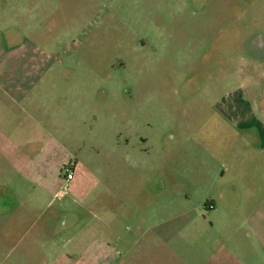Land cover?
I'll return each instance as SVG.
<instances>
[{"label": "rangeland", "instance_id": "rangeland-1", "mask_svg": "<svg viewBox=\"0 0 264 264\" xmlns=\"http://www.w3.org/2000/svg\"><path fill=\"white\" fill-rule=\"evenodd\" d=\"M262 39L264 0L5 1L0 70L31 72L39 81L30 88L31 110L26 99L17 103L0 91V147L11 153L12 140L50 157L38 162L48 174L37 177L26 176L37 173L30 167L11 174L0 160V173L14 181L0 200L24 201L2 214L0 206L1 216L82 219L80 237L67 248L75 264H88L80 255L97 236L111 246L99 255L103 264L107 256L119 264H264L256 254L261 240L251 229L235 230L233 208L217 211L215 225L203 217L215 211L207 208L213 195L239 202L249 178L264 187ZM40 90L64 94L50 111L73 113L36 125L21 109L40 115L45 109L33 95ZM60 162L76 165L73 180ZM197 216L203 221L191 226ZM201 231L210 240L188 236ZM27 244L24 257L7 256L13 244L0 243V264H28V257L39 264L41 246Z\"/></svg>", "mask_w": 264, "mask_h": 264}, {"label": "crops", "instance_id": "crops-1", "mask_svg": "<svg viewBox=\"0 0 264 264\" xmlns=\"http://www.w3.org/2000/svg\"><path fill=\"white\" fill-rule=\"evenodd\" d=\"M5 1L7 0H0V7ZM25 10L28 11L27 8H25ZM29 11H31V8ZM4 46L7 47L6 45ZM1 47L2 46L0 45V48ZM31 58L27 59L26 57V62L27 60L31 62L32 61ZM19 75L20 74H10L7 76L4 73H2L0 70V80H10L9 82H7V88L6 86H3L0 83V91L2 93H8L12 97L13 101L17 103L26 99V103L27 105H30L29 108L31 110L32 105L34 106V100H32L29 97V95L32 92L30 88L32 84L37 83L39 81V75L37 77L31 72H25L20 75L22 79L18 78ZM29 79H30V82L28 81ZM23 83H26L30 86L24 87ZM33 95L36 98H40L43 104L41 108H44L45 110L38 116L36 114L30 113V110H28L29 112H26L22 108L21 111L27 114L36 125L41 124L42 119H45L48 121H53V120L57 121V120H61L62 116L67 118L66 116H69L73 113L72 110H69L68 112H62L61 110L60 111H55V110L50 111L49 110L52 106L48 107V105L51 104V102H53L54 100L58 99L59 96L61 97L64 96V94L59 95L58 93H55V92H48V90H40V91L35 92ZM240 112H241V118L243 119V122H247L249 120V117H246L243 110H240ZM17 117H18V114H17ZM244 118L246 119V121H244ZM249 124H252V123L250 122ZM7 141H8V144L12 152L8 153L7 148L0 147V160L6 159V161H8L9 166H7V169H13V171L11 170V174H13L16 171V175L18 176V174H22V173H18L17 170L23 172L28 167H30L31 170L36 169L37 173H34V172L25 173L26 176L37 177V176H44L48 174L49 169L47 165L44 163L39 164L38 162L42 161L43 159H48V157H50V154L48 153L49 151L44 150V148H41L40 150L36 152L29 153L19 146L14 147L11 144L12 140H10L11 143L9 142V140ZM259 143H260L259 150H261L264 155V138ZM18 151L20 152L17 153ZM56 159H59V158H57V156L54 155L53 160H56ZM25 160H26V163H25ZM59 164H60L59 165L60 171H62L64 163L62 164V162H60ZM3 173L5 172L0 173V176H2V180H9V182L7 183L3 182L2 184H0V190L4 189V192L2 194L6 193V191H9V187H11L14 182L13 179H8V177H11V176L6 177L2 175ZM240 174L241 172L238 171L237 176H240ZM221 176L222 178H224L226 176V172H224L223 175ZM242 176H244V181H247L245 177L250 176V175L247 172H245ZM35 179L32 178V180H35ZM40 183H41L40 185L42 186V188L47 191L48 189L44 187L45 185H43V181H41ZM258 183L260 184V179L257 181L256 179L252 178L251 180L249 178L248 183L246 184V186H249V187L243 190V194H242L243 199H241L239 202L235 201L234 199L233 200L228 199L227 201H224L223 198L222 199L218 198L217 194L211 196L210 202L208 204L210 206L213 205L214 207L210 209L215 210V211L211 212L208 215V217H205V216L203 217L204 219H207V218L211 219L212 225H215L216 223L220 221L218 215L216 214L217 211H219V215H220V209L233 208V211L236 212L235 214L237 216V221L238 220L240 221L238 224H235V227H236L235 230L237 231L243 226L244 228H248L253 231L257 239L261 240V245L259 248L260 251L256 252V254L260 253V258H262L264 261V187L260 188L257 185ZM261 184H264V171L261 176ZM11 192L15 194L13 190ZM57 193L58 194L60 193L61 196L63 195L62 199L66 197V194H65L66 189L64 190L61 189ZM229 195H232V192H229ZM23 202H24L23 200L18 202L17 199L0 200V206L4 207V210H1L2 211L1 214L6 213V209H8L9 205L11 207L20 208L21 205L24 204ZM32 204H33L32 207H40V204H42V202L38 201ZM49 205L50 203L46 204V208H49ZM63 206L65 207L63 208L65 211L66 205L63 204ZM45 212L47 213V210H45ZM1 214H0V231H1L0 237L3 240L0 241V243H2V246L13 244L11 247H9V250L6 252L7 256L13 255L15 253V255H22L26 257L27 254L25 253L24 247H25V244L28 243L27 244L28 247L29 246L31 247L41 246L40 251H41L42 260L39 264H75L76 261L72 262L73 259L67 255L68 254L67 248H71V247L74 248V245L76 244V238L80 237L81 233L79 231V228L81 225L80 223L83 221L82 219L80 220V218L78 219L73 218L69 221L67 217L56 218V217L44 215L42 212L41 215H38L35 217L34 215L31 214L30 216H27L26 219L23 220V219H19V216L17 217L14 216L15 218H13L12 216H9V215L1 216ZM203 215H204V212H203ZM202 221H203L202 216H197V217H192L189 223L192 226V224H199ZM22 225H26L24 231L18 232V230L21 228ZM196 232H200V231L198 230ZM196 232H191L188 235L190 239L194 238V239L203 241L207 238L206 240H210L209 235L206 236V238L204 239L203 231H201L200 235ZM235 232H233L230 235L231 241L232 240L235 241L236 239H238L237 236H235L236 234ZM219 239L220 238H215V240H213L211 238L213 242L216 241V244H214V247L217 248L218 250L225 249L226 242L220 241V244L218 246ZM98 241H100L101 244H99ZM93 243H94V247H93ZM200 245L202 249L204 242H201ZM189 246L194 249L195 247L194 241H192V244H190ZM237 246L240 249V247H242V244L238 243ZM101 247L105 249H100ZM109 249H111L110 244H107L106 242L103 244V241L97 236L95 240L92 241L82 251L80 256L86 257L88 264H103V263H100L98 260L99 255L105 254V251L109 252ZM93 250H95V252ZM100 250H104V252L99 253ZM256 250L258 249L256 248ZM33 254L34 253H31L30 255H33ZM110 259L111 257L107 256V260H105V264H119L117 260H114L112 262ZM252 261L254 264L255 263L258 264L257 261L259 260L258 258H254ZM28 264H30L29 257H28ZM202 264H204V262H202Z\"/></svg>", "mask_w": 264, "mask_h": 264}, {"label": "built area", "instance_id": "built-area-1", "mask_svg": "<svg viewBox=\"0 0 264 264\" xmlns=\"http://www.w3.org/2000/svg\"><path fill=\"white\" fill-rule=\"evenodd\" d=\"M66 181H71L75 178V170L73 165L64 167Z\"/></svg>", "mask_w": 264, "mask_h": 264}, {"label": "flooded vegetation", "instance_id": "flooded-vegetation-1", "mask_svg": "<svg viewBox=\"0 0 264 264\" xmlns=\"http://www.w3.org/2000/svg\"><path fill=\"white\" fill-rule=\"evenodd\" d=\"M263 41H261V43H260V47H263L264 46V39H262ZM262 60H264V58H261ZM258 60V59H257ZM73 163H71V164H69V165H72ZM69 165H65L64 167H66V166H69ZM64 167H63V169H64ZM73 167H74V170H75V165L73 164ZM4 192V189H1L0 190V195L2 194ZM4 194H9V191H6V193H4ZM212 207H214L213 205H207V208H212Z\"/></svg>", "mask_w": 264, "mask_h": 264}]
</instances>
